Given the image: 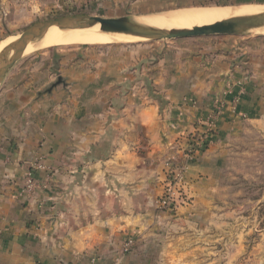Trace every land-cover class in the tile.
<instances>
[{"label":"crops","instance_id":"1","mask_svg":"<svg viewBox=\"0 0 264 264\" xmlns=\"http://www.w3.org/2000/svg\"><path fill=\"white\" fill-rule=\"evenodd\" d=\"M225 37L48 51L12 67L0 84V264L240 259L214 196L231 169L262 171L264 35ZM219 104L216 134L183 174L187 201L175 216L158 213L164 163L183 161L188 136Z\"/></svg>","mask_w":264,"mask_h":264},{"label":"rangeland","instance_id":"2","mask_svg":"<svg viewBox=\"0 0 264 264\" xmlns=\"http://www.w3.org/2000/svg\"><path fill=\"white\" fill-rule=\"evenodd\" d=\"M205 3L196 8L218 7L227 4ZM248 6H227L234 9H243L247 12H255L264 9V2H257ZM238 7V8H237ZM242 7V8H241ZM245 9H244V8ZM180 8V5L167 2H148L146 0H0V45L9 42L19 36L29 26L45 20L64 16H97L103 18H117L130 16L133 19H142L156 14H164L170 11H182L190 9ZM260 8V9H259ZM179 9V10H177ZM257 9V10H256ZM253 30L243 35L233 36L229 39L239 40V37L259 36ZM225 36H201L186 39L145 41L132 43H110L117 45L136 44H170L171 42L190 40H223ZM106 45V44H105ZM104 45H60L43 48L25 54L39 55L48 51L66 52L76 48H91ZM187 165V164H186ZM230 180L226 190L218 196H214L217 205L215 213L230 223L231 248L240 245L242 251L240 259H232L231 264H264V163L261 173H251L244 177V173L231 169ZM261 175V176H258ZM185 183V182H184ZM185 193V184H184ZM185 201L183 204L186 202ZM224 204V205H223ZM178 209V208H177ZM177 213V210H176ZM172 216H175V214ZM240 236V243L236 242ZM185 263V261H184ZM189 264V262L187 263Z\"/></svg>","mask_w":264,"mask_h":264},{"label":"water","instance_id":"3","mask_svg":"<svg viewBox=\"0 0 264 264\" xmlns=\"http://www.w3.org/2000/svg\"><path fill=\"white\" fill-rule=\"evenodd\" d=\"M98 27L99 32L122 34L145 41L186 39L201 36H238L264 26V11L257 15L229 18L191 29L159 30L144 26L130 16L103 18L97 16H64L37 22L22 31L15 43L0 54V84L12 67L24 57L28 44L42 37L51 28L84 30Z\"/></svg>","mask_w":264,"mask_h":264},{"label":"bare ground","instance_id":"4","mask_svg":"<svg viewBox=\"0 0 264 264\" xmlns=\"http://www.w3.org/2000/svg\"><path fill=\"white\" fill-rule=\"evenodd\" d=\"M247 8H249V6ZM253 8L250 7V11L251 9L253 10ZM263 11L264 9L255 12H247L243 9H234L230 7L190 8L182 11L174 10L164 14H156L138 20L135 19V21L150 28L167 31L207 26L229 18L257 15ZM253 31L257 34L264 35V26L254 29ZM17 38L18 37H15L9 42L1 43L0 54L9 45L15 43ZM137 41H140V39L133 36L99 32L97 26L84 30H59L57 28H51L46 31L42 37L28 44L24 54L60 45H105L114 42L135 43Z\"/></svg>","mask_w":264,"mask_h":264},{"label":"built area","instance_id":"5","mask_svg":"<svg viewBox=\"0 0 264 264\" xmlns=\"http://www.w3.org/2000/svg\"><path fill=\"white\" fill-rule=\"evenodd\" d=\"M234 107L239 104V99L232 100ZM223 104L216 105L210 115L203 122L196 124L195 130L188 136L187 149L183 154L182 162L166 161L164 163V182L161 196L156 201L158 213L172 215L176 213L177 208L185 201L184 193V171L186 164L193 158L195 153L205 148L206 139L216 134V123L221 114ZM36 187L31 174H26L24 180V191L31 195ZM132 245V240H127L124 248L127 250Z\"/></svg>","mask_w":264,"mask_h":264}]
</instances>
